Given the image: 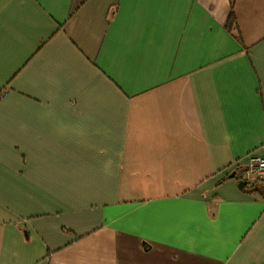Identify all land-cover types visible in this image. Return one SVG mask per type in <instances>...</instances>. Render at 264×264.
<instances>
[{"label":"crops","instance_id":"obj_1","mask_svg":"<svg viewBox=\"0 0 264 264\" xmlns=\"http://www.w3.org/2000/svg\"><path fill=\"white\" fill-rule=\"evenodd\" d=\"M251 156L264 0H0V264H264Z\"/></svg>","mask_w":264,"mask_h":264},{"label":"built area","instance_id":"obj_2","mask_svg":"<svg viewBox=\"0 0 264 264\" xmlns=\"http://www.w3.org/2000/svg\"><path fill=\"white\" fill-rule=\"evenodd\" d=\"M245 180H259L264 183V157H249L248 165L243 172Z\"/></svg>","mask_w":264,"mask_h":264},{"label":"trees","instance_id":"obj_3","mask_svg":"<svg viewBox=\"0 0 264 264\" xmlns=\"http://www.w3.org/2000/svg\"><path fill=\"white\" fill-rule=\"evenodd\" d=\"M226 28L228 29V31L233 33L236 38L239 39V32H238L237 25H236L235 14H234L232 9L230 10V13H229L227 21H226ZM243 172H244V170H243ZM243 172L241 175L237 176L241 180L240 185H246V183H247L246 182L247 180H245V178L243 177Z\"/></svg>","mask_w":264,"mask_h":264},{"label":"water","instance_id":"obj_4","mask_svg":"<svg viewBox=\"0 0 264 264\" xmlns=\"http://www.w3.org/2000/svg\"><path fill=\"white\" fill-rule=\"evenodd\" d=\"M234 175V173H232L230 176H233Z\"/></svg>","mask_w":264,"mask_h":264}]
</instances>
